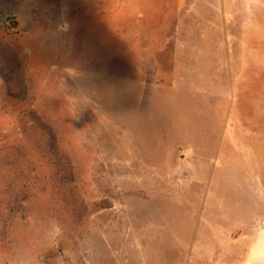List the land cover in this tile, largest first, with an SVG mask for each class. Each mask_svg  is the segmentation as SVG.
<instances>
[{
	"label": "rangeland",
	"instance_id": "1",
	"mask_svg": "<svg viewBox=\"0 0 264 264\" xmlns=\"http://www.w3.org/2000/svg\"><path fill=\"white\" fill-rule=\"evenodd\" d=\"M263 239L264 0H0V264Z\"/></svg>",
	"mask_w": 264,
	"mask_h": 264
},
{
	"label": "bare ground",
	"instance_id": "2",
	"mask_svg": "<svg viewBox=\"0 0 264 264\" xmlns=\"http://www.w3.org/2000/svg\"><path fill=\"white\" fill-rule=\"evenodd\" d=\"M255 250H256L257 252H259V253H264V239L262 240V243H261L259 246L256 247ZM252 259H253V257H252ZM261 260H262V261H261ZM261 260H260L261 263L264 264V255H263V257H262Z\"/></svg>",
	"mask_w": 264,
	"mask_h": 264
},
{
	"label": "clouds",
	"instance_id": "3",
	"mask_svg": "<svg viewBox=\"0 0 264 264\" xmlns=\"http://www.w3.org/2000/svg\"><path fill=\"white\" fill-rule=\"evenodd\" d=\"M256 255H258V256H259V255H264V253H257ZM249 264H254V261L250 260V261H249Z\"/></svg>",
	"mask_w": 264,
	"mask_h": 264
}]
</instances>
